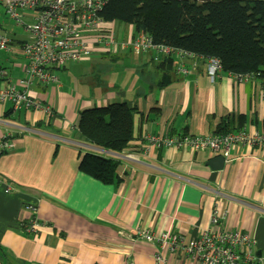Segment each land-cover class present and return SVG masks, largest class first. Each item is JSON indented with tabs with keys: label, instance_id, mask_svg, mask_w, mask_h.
<instances>
[{
	"label": "crops",
	"instance_id": "crops-1",
	"mask_svg": "<svg viewBox=\"0 0 264 264\" xmlns=\"http://www.w3.org/2000/svg\"><path fill=\"white\" fill-rule=\"evenodd\" d=\"M10 35L25 38L13 29ZM164 60L171 58L95 52L72 61L91 65L86 80L77 74L76 87L66 85L68 62L56 70L59 83L29 88L53 116L0 102V138L14 144L0 153V264H202L183 250L138 240L137 233L169 230L189 243L210 226L214 208L227 213L221 227L253 234L264 257V144L235 143L219 152L188 145L145 150L147 135H207L226 124L229 131L264 135V81L224 71L212 82L202 59L192 67L187 58V75L178 59L171 67L161 66ZM0 65L18 82L27 60L0 51ZM118 101L134 109V138L122 153L86 142L77 129L83 110ZM86 153L119 160L120 182L103 184L81 172ZM216 156L224 157L221 169L209 164ZM33 217L39 227L28 231L24 225Z\"/></svg>",
	"mask_w": 264,
	"mask_h": 264
},
{
	"label": "built area",
	"instance_id": "built-area-1",
	"mask_svg": "<svg viewBox=\"0 0 264 264\" xmlns=\"http://www.w3.org/2000/svg\"><path fill=\"white\" fill-rule=\"evenodd\" d=\"M107 1L0 0V51L19 53L27 60L24 77L18 82L8 79L7 70L0 65V76L6 79V84L0 86V102H10L14 110L39 108L47 116H53L49 106L30 96L29 88L35 83L44 86L59 83L57 69L63 68L68 62L86 59L95 52L117 54L129 51L136 55L154 52L156 60L164 57L178 59L179 72L184 75L191 70L187 66V58L192 59V67H196L198 60L202 59L206 62L207 74L212 82L224 72L219 58L204 59L185 50L156 44L150 35L137 32L132 25H129L126 35L118 33L114 22L100 16ZM12 29L23 32L25 38L16 40L10 35ZM234 75L239 79H250L259 76V73ZM260 78L264 81V76ZM145 140V150L161 145H188L201 151L219 152L235 143L264 144V135L249 134L242 128L207 135H147ZM13 145L7 136L1 137L0 153ZM29 207L36 210L34 206ZM226 218L225 211L214 208L210 226L189 243H185L180 234L169 230L159 236L149 231H139L137 239L157 241L171 253L183 250L190 259L202 264H264V257L255 250V236L221 227ZM39 224L38 219L33 217L24 227L28 231H36ZM215 226L219 228L215 229ZM162 260L161 255H156L157 262Z\"/></svg>",
	"mask_w": 264,
	"mask_h": 264
},
{
	"label": "trees",
	"instance_id": "trees-1",
	"mask_svg": "<svg viewBox=\"0 0 264 264\" xmlns=\"http://www.w3.org/2000/svg\"><path fill=\"white\" fill-rule=\"evenodd\" d=\"M257 1L260 14L254 12ZM100 16L133 25L156 44L217 57L228 73L264 76V0H108ZM173 59L160 65L171 67ZM77 129L86 142L122 153L134 138V109L126 101L85 109ZM217 132H229L228 124ZM79 169L103 184L120 182L119 160L113 157L86 153Z\"/></svg>",
	"mask_w": 264,
	"mask_h": 264
},
{
	"label": "rangeland",
	"instance_id": "rangeland-1",
	"mask_svg": "<svg viewBox=\"0 0 264 264\" xmlns=\"http://www.w3.org/2000/svg\"><path fill=\"white\" fill-rule=\"evenodd\" d=\"M263 8V5L261 2L257 1L255 6H254V12L255 14H260L261 10ZM261 22H264V18H261ZM115 28L116 31L118 33H124L125 35L127 34V31L129 30V25L120 23V22H115ZM68 68L66 71L67 76H69V83L70 84H66L68 85V87H76L78 85V83H81V80L79 78H77V74H83V79H87L89 78L90 75H88V71L89 68L91 67V65L87 62L84 63H79V62H71L68 64ZM99 73V68H96L95 73ZM93 80V79H91ZM81 87V84L79 86V88ZM78 88V89H79ZM95 152V151H94Z\"/></svg>",
	"mask_w": 264,
	"mask_h": 264
},
{
	"label": "water",
	"instance_id": "water-1",
	"mask_svg": "<svg viewBox=\"0 0 264 264\" xmlns=\"http://www.w3.org/2000/svg\"><path fill=\"white\" fill-rule=\"evenodd\" d=\"M224 157L223 156H216L212 160H210L209 164L213 169H221L224 165ZM258 255H262V252H257Z\"/></svg>",
	"mask_w": 264,
	"mask_h": 264
}]
</instances>
